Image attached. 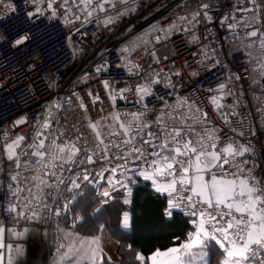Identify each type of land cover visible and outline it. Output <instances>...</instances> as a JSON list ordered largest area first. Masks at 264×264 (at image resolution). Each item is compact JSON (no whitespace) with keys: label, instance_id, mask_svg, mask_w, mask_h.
<instances>
[{"label":"built area","instance_id":"built-area-1","mask_svg":"<svg viewBox=\"0 0 264 264\" xmlns=\"http://www.w3.org/2000/svg\"><path fill=\"white\" fill-rule=\"evenodd\" d=\"M14 2L17 13L0 20V221L16 232L28 229L23 246L27 253L30 247L36 252L34 259L28 257L29 264H50L59 249L52 233L54 225L67 219V227L73 229L81 221L71 215V207L79 196L94 189L96 197H105V192L111 194L120 186L113 188L109 184V173L104 177L96 175L102 166L113 165H66L59 173L64 184L55 191L46 189L53 195L44 198L50 208L61 214L41 211L36 219H21L13 225V214L5 209L12 199L9 185L14 183L11 176L16 169L3 151L5 143L21 135L33 137L34 124L43 117L54 129L65 133L62 139L75 140L79 135L84 141H91L94 134L89 121L142 110L136 95L129 92L121 99L119 93L144 83L146 74L158 72L162 81L153 86L154 95L145 99L149 108L145 119L152 123L153 132L158 131L157 117H163L170 125L182 126L178 113H193L192 117L200 119L187 121L194 129L192 139L212 130L219 137L216 151L229 142L248 146L250 152L239 159L247 160L245 167L264 182V50L258 45L249 47L245 36L251 29L244 22L253 16L245 11L252 7L249 0H126L92 18H85L73 7L69 14L73 23H67L63 8L58 10L56 19L45 14L29 20L25 13L31 7L24 0ZM204 3L209 5L206 15L211 20L200 9ZM257 3L264 5V0ZM193 10L201 11L198 22L182 19H190ZM3 11L0 8V13ZM75 15H81V19L75 20ZM256 15V26L264 31V7ZM108 17L113 20L110 24L104 22ZM23 33L29 41L13 47L12 41ZM46 44L49 47L42 49ZM98 68L102 70L97 71ZM104 81L109 82L108 89ZM169 82L172 87L165 86ZM222 83L226 87L221 91ZM96 96L99 100L94 102ZM213 96L223 97L221 109L211 104ZM183 100L188 105L181 107ZM81 102L86 110L80 107ZM196 108L200 111L195 112ZM205 112L206 120L202 118ZM22 118L27 119V124L17 127L15 122ZM79 159H84L83 153ZM85 169L90 181H78L81 194L66 190L70 187L68 181L78 173L82 175ZM127 176L130 179L140 175L129 172ZM120 179L124 184L128 180ZM159 194L167 204V194ZM173 210L192 219L183 207Z\"/></svg>","mask_w":264,"mask_h":264},{"label":"snow or ice","instance_id":"snow-or-ice-1","mask_svg":"<svg viewBox=\"0 0 264 264\" xmlns=\"http://www.w3.org/2000/svg\"><path fill=\"white\" fill-rule=\"evenodd\" d=\"M24 2L31 7L25 13L29 20L45 14L56 19L58 10L63 8L67 23H73L74 20L69 16L73 7L85 18H92L95 13H106L108 9L116 8L117 3H125L126 0H71V6L69 0ZM249 2L252 7L245 11L253 16L244 22L245 27L251 29L245 36L250 41L249 47L258 45L264 50V31L256 26V14L264 5L258 4L257 0ZM0 8L4 10L0 13V20L6 18V15L17 13L14 0H0ZM208 8L207 3L200 5V9L205 10V18L211 20L206 15ZM81 15H75L74 19L80 20ZM199 16L201 11L193 10L190 19L188 16L182 19L198 22ZM104 22L110 24L113 20L108 17ZM28 41L26 33L18 34L12 46L19 48ZM143 79L144 83H137L119 93L121 99L129 92L136 95L142 110L123 115L113 114V127L107 133L99 122L89 121L88 127L94 134L91 141H84L79 135L75 140L62 139L65 133L54 129L49 119L43 117L34 124L33 137L21 135L5 143L3 151L6 158L14 162L16 169L11 176L14 183L9 185L12 199L5 209L13 214V225L21 219L34 220L41 211L59 216L61 211L50 208L44 198L53 195V192H46V189L55 191L59 185L64 184L60 171L66 165L102 162L113 166H102L96 175L104 177L105 173H109L108 182L113 188L117 185L126 187L120 177L128 179L129 172L138 173L145 180L151 181L158 193L167 194L166 215L172 216V209L183 207L186 215L192 218L193 230L184 242L164 251L156 250L147 258L137 253L135 259L139 264H207L210 243L217 247L221 257L219 264H264V187L261 186L264 182L252 175L251 168L245 167L247 160L239 159L249 153L250 148L229 142L216 151L219 137L212 130H206L198 138L192 139L194 129L187 121L195 119L198 122L200 117L182 113H178L182 126L170 125L163 117H157L155 124L158 131L153 132L152 123L145 119L149 111L145 99L154 95L153 86L162 81L158 72L151 76L146 74ZM165 86L172 87L170 82ZM104 87H110L108 81H104ZM225 87L222 83L219 90ZM222 98L213 96L210 102L221 109ZM112 99L115 101V94ZM95 100H99V96ZM185 105H188L187 100L181 102V107ZM80 107L86 110L83 102ZM199 111V108L195 109V112ZM202 118L207 119L206 112ZM27 122L26 118H22L15 123L18 127ZM81 153L84 155L83 160L79 159ZM25 156L28 159L22 160ZM22 172H30L31 175L23 176ZM206 176L209 178L205 179ZM80 179L90 181L87 169L82 175L78 173L75 179H70V187L66 190L80 195ZM104 195L107 197L109 193L105 192ZM124 202L127 204L129 200ZM128 223L129 217L125 213L123 226L128 227ZM6 228L8 233L17 237L28 231L25 228L23 232H16L14 227H7L0 221V264H12L13 261L11 253L14 246L4 242ZM73 251L78 257L76 264H106L109 259L105 257L98 238L80 241L79 248ZM16 253L21 254L19 246H16Z\"/></svg>","mask_w":264,"mask_h":264},{"label":"trees","instance_id":"trees-1","mask_svg":"<svg viewBox=\"0 0 264 264\" xmlns=\"http://www.w3.org/2000/svg\"><path fill=\"white\" fill-rule=\"evenodd\" d=\"M125 185L107 197H96L94 189H88L79 196L71 207V215L73 218L80 215L82 221L74 230L89 236L97 234L100 227H106L117 242L118 264H138L133 257L134 252L146 257L156 250L163 251L186 240L193 230L191 219L182 217L175 210L172 211L171 219L166 218V202L151 181L138 176L128 179ZM127 188L131 189L128 196L131 229L124 232L116 221L119 201L112 203L111 200L126 198L127 193L124 191ZM220 259L217 247L210 243L208 264H219Z\"/></svg>","mask_w":264,"mask_h":264},{"label":"crops","instance_id":"crops-1","mask_svg":"<svg viewBox=\"0 0 264 264\" xmlns=\"http://www.w3.org/2000/svg\"><path fill=\"white\" fill-rule=\"evenodd\" d=\"M192 116H195V115L192 113ZM99 123L104 126L103 127V131L105 133H107L109 131V129L113 127V121H112L111 117L110 118H107V119H104V120H100ZM117 190H115V192ZM130 190L131 189L127 188L124 191V192L127 193L126 194L127 195L126 198H123V199L114 198V199L111 200L112 203H115V202H118L119 201L118 202V205H119L118 206V213H116V221L118 223L119 229L122 230V231H124V232H128L131 229V221H130L131 217H130L129 209H128V206L130 205V200L128 198V196L131 193ZM126 199L129 200V203H127V204H125V202H124ZM125 213H127L128 217H129L128 227H124L123 226V216H124ZM77 217H80V215H78ZM80 218H81V221H82V217H80ZM58 224H63L65 226V224L63 222L62 223H58ZM101 230H104L106 232V234L109 236V238L113 241V245H112L111 251H110L111 254L109 256H106L105 255L106 258H109V259L106 260V262L107 263H111V264H118L119 261H120V258H119L118 254H117V242L109 234V231H108V229L106 227H104V226L100 227L99 230H98V232H97V234H95V235H89V236L82 235V234L78 233L77 231H75L74 229H73V232L76 233V234H78L79 236H83V237H94V236H97L101 232ZM54 231H55V234H57V237L58 236L60 237V235L58 234V227L57 226L55 228H53V232H52L53 234H54ZM25 239H26L25 233L22 236L17 237L15 235H11L10 233H8V231L6 229L5 235H4V242L5 243H12L13 246H14L13 247V250H12V253H11V255L13 257L12 264H29L30 260L28 259L27 249L24 248V246H23V243H24ZM36 239H38V237H36ZM61 245L62 244L60 243V245L58 246L59 249L62 248ZM16 246H19V248L21 250V254L20 255H17V253H16ZM137 253L141 254L140 252H134V254H133L134 259H135V256H136ZM148 256H150V255H148ZM148 256H146V258ZM6 259H7V255H6ZM135 261L138 262V264H139V261H137L136 259H135ZM206 261H207V264H208V256L206 257Z\"/></svg>","mask_w":264,"mask_h":264},{"label":"rangeland","instance_id":"rangeland-1","mask_svg":"<svg viewBox=\"0 0 264 264\" xmlns=\"http://www.w3.org/2000/svg\"><path fill=\"white\" fill-rule=\"evenodd\" d=\"M63 223L65 224V226L63 224L58 223L54 225V228L56 226L58 227V234L60 235V237H57V234H55L54 231V237L56 242L55 246H59L61 243L62 248L56 250V253L50 261V264H70V262L71 264H76V260L78 259V257H76V253L75 251H73V249L79 248L80 241H90L93 238L99 239L104 255L109 256L111 254L110 251L113 245V241L109 238V236L104 230H101V232L97 236L83 237L74 233V228L72 229L70 227H67L66 221H63ZM32 253L33 249L30 247L28 250V257H30Z\"/></svg>","mask_w":264,"mask_h":264},{"label":"bare ground","instance_id":"bare-ground-1","mask_svg":"<svg viewBox=\"0 0 264 264\" xmlns=\"http://www.w3.org/2000/svg\"><path fill=\"white\" fill-rule=\"evenodd\" d=\"M50 44H46L42 49H46L47 47H49ZM50 50V49H49ZM45 52H48V50H46ZM33 249V253L32 255L29 257V259H34L35 258V255H36V252L34 251V248Z\"/></svg>","mask_w":264,"mask_h":264}]
</instances>
